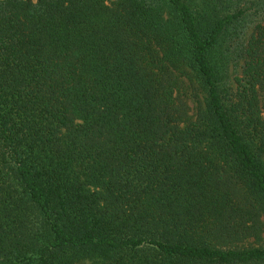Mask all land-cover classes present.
Listing matches in <instances>:
<instances>
[{"label": "trees", "instance_id": "obj_1", "mask_svg": "<svg viewBox=\"0 0 264 264\" xmlns=\"http://www.w3.org/2000/svg\"><path fill=\"white\" fill-rule=\"evenodd\" d=\"M261 2L0 0V264H264Z\"/></svg>", "mask_w": 264, "mask_h": 264}, {"label": "rangeland", "instance_id": "obj_2", "mask_svg": "<svg viewBox=\"0 0 264 264\" xmlns=\"http://www.w3.org/2000/svg\"><path fill=\"white\" fill-rule=\"evenodd\" d=\"M187 2H190L192 5H197V7L199 6H203L204 3L208 0H186ZM254 0H236V4L238 6V8L240 9H244L246 7H248L250 5V3H252ZM262 4H264V2H261ZM249 17L246 20L244 26H242L240 28L241 30V38L243 36V34L246 32V34H244L243 37H247V35L249 34V32L251 31V29L254 27V25L258 22L259 20V16L257 14H254V16H252V11L249 12ZM228 41H226V45H227ZM238 68V67H237ZM237 68H234V66L231 64L229 67V71L228 74L231 77L233 75V71L235 69V71H237ZM239 72V70H238ZM200 97H201V93H200ZM187 104L190 108V112L189 115L193 116L194 112H195V108H196V102L194 101V98H190L187 101ZM264 243V235H263V241L258 242V241H254V240H248L246 242V246H262Z\"/></svg>", "mask_w": 264, "mask_h": 264}]
</instances>
